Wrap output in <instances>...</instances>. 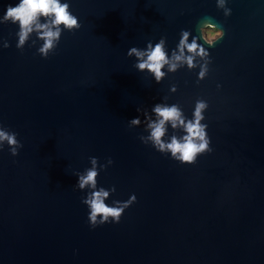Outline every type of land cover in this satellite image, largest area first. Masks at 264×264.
<instances>
[{"label": "water", "instance_id": "95a60500", "mask_svg": "<svg viewBox=\"0 0 264 264\" xmlns=\"http://www.w3.org/2000/svg\"><path fill=\"white\" fill-rule=\"evenodd\" d=\"M8 3L0 0V14ZM80 23L54 53L16 47L0 23V122L22 147L0 150V264H264V0H70ZM202 18L224 29L207 75L180 67L157 83L127 49ZM192 39L189 36V41ZM203 43V41H200ZM219 85V87L217 86ZM174 89V90H173ZM204 110L211 151L181 163L145 144L137 107L163 100ZM141 118L142 114H141ZM169 132L172 129L169 128ZM113 163L98 183L112 198L136 194L117 223L91 227L75 170Z\"/></svg>", "mask_w": 264, "mask_h": 264}, {"label": "clouds", "instance_id": "9594fccd", "mask_svg": "<svg viewBox=\"0 0 264 264\" xmlns=\"http://www.w3.org/2000/svg\"><path fill=\"white\" fill-rule=\"evenodd\" d=\"M227 3L228 0H216V6L223 9L225 16L232 11L226 6ZM5 22L17 25L15 36L19 49H23L29 40L34 43L32 34L35 33V39L41 41L36 51L45 58L56 51L65 30L72 31L81 26L77 15L71 10L70 0H15V3H8L3 14H0V23ZM197 27L199 35L182 28L177 43L171 49L166 46V38L160 37L155 42L148 40L144 47L133 45L126 54L135 57L134 67L138 71L146 70L157 83L168 72H175L185 66L189 69L199 68L196 73L198 83L207 75L211 61L209 47H205V44L214 46L223 37L224 29L211 18H202ZM189 36L192 37L190 41ZM0 47H9V41L3 39ZM207 106L205 100L197 99L191 116H188L178 103L160 100L152 104L150 109L137 107L139 115L128 119V125H143L146 134H140L139 139L151 144L155 150L169 154L170 158L181 163H194L199 154L212 150L208 125L202 123ZM169 128L172 129L171 133ZM17 136L16 131L0 122V150L7 144L8 150L16 155L23 146ZM89 162V167L73 172L77 177L73 187L83 192L81 202L87 206V221L91 227L105 222L117 223L124 210L136 201V194L131 193L124 200L112 198L106 202L110 193L116 191L115 185L105 187L98 183L97 178L100 171L111 165L113 160L108 157L106 163H100L97 156H90Z\"/></svg>", "mask_w": 264, "mask_h": 264}]
</instances>
